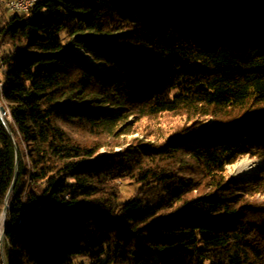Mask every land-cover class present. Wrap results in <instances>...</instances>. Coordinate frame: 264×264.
I'll return each mask as SVG.
<instances>
[{
    "label": "trees",
    "instance_id": "16d2710c",
    "mask_svg": "<svg viewBox=\"0 0 264 264\" xmlns=\"http://www.w3.org/2000/svg\"><path fill=\"white\" fill-rule=\"evenodd\" d=\"M6 14L0 264H264V211L248 200L264 169L226 175L264 158V0H42ZM164 113L190 123L100 152L99 137L131 133L129 116ZM123 180L138 187L119 202Z\"/></svg>",
    "mask_w": 264,
    "mask_h": 264
},
{
    "label": "rangeland",
    "instance_id": "374dc122",
    "mask_svg": "<svg viewBox=\"0 0 264 264\" xmlns=\"http://www.w3.org/2000/svg\"><path fill=\"white\" fill-rule=\"evenodd\" d=\"M11 13L7 12L6 16L8 17ZM8 46H2L0 50V55L3 51H8ZM100 65V64H99ZM100 69L103 68L102 65L98 66ZM9 118V115H7ZM5 116L3 119L6 121ZM1 121V119H0ZM212 121V118H208L207 122ZM129 124V130L131 133H124L119 136H105L102 138L99 137L106 145H104L100 152L108 151L112 148L114 150H120L124 146L128 145L133 141L134 138L140 140H151L155 142L161 141L167 135L179 131L183 126L190 123L189 118L184 113H164L156 116H146L142 118H136L134 116H129L127 119ZM259 161L262 166H259L256 170L252 171L249 174L243 173V167L241 166L242 161ZM264 169V158L250 157L249 155L242 156L235 163L226 166V175L228 177L235 178L239 181L250 182ZM138 184L130 181L123 180L120 182L121 195L119 202H125L128 200L136 191ZM249 202L258 206V208L263 209L264 211V193L263 194H252L248 197ZM2 217V216H1ZM3 226V218L0 220V230ZM87 264V262L85 261Z\"/></svg>",
    "mask_w": 264,
    "mask_h": 264
},
{
    "label": "built area",
    "instance_id": "2783aa9c",
    "mask_svg": "<svg viewBox=\"0 0 264 264\" xmlns=\"http://www.w3.org/2000/svg\"><path fill=\"white\" fill-rule=\"evenodd\" d=\"M42 0H0V11L5 10L9 13L25 14L28 13L34 6L39 4ZM4 71V64L0 56V88L2 86V74ZM1 117L3 114L0 113Z\"/></svg>",
    "mask_w": 264,
    "mask_h": 264
},
{
    "label": "bare ground",
    "instance_id": "6f19581e",
    "mask_svg": "<svg viewBox=\"0 0 264 264\" xmlns=\"http://www.w3.org/2000/svg\"><path fill=\"white\" fill-rule=\"evenodd\" d=\"M3 86H4V82H3V78H2V86L0 88V105H3V103H2L3 102ZM2 114H3V116L7 117V115H9L8 109L5 108V110H4V112ZM241 166L243 167V170H244L243 173L244 174H249L252 171H254L257 168H259V166H262V165H261V163L259 161L244 160V161H242Z\"/></svg>",
    "mask_w": 264,
    "mask_h": 264
},
{
    "label": "water",
    "instance_id": "95a60500",
    "mask_svg": "<svg viewBox=\"0 0 264 264\" xmlns=\"http://www.w3.org/2000/svg\"><path fill=\"white\" fill-rule=\"evenodd\" d=\"M87 60L91 61V59L89 57L86 58ZM97 66H100L99 64H97ZM5 110L4 106L3 105H0V113H3ZM0 119H1V122L2 124L4 125V127L8 130V126H7V123L6 121L3 119V117H1L0 115ZM9 131V130H8ZM2 218H3V224L5 223V211H3V214H2Z\"/></svg>",
    "mask_w": 264,
    "mask_h": 264
}]
</instances>
